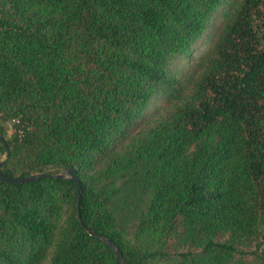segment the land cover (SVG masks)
<instances>
[{
	"label": "trees",
	"instance_id": "trees-1",
	"mask_svg": "<svg viewBox=\"0 0 264 264\" xmlns=\"http://www.w3.org/2000/svg\"><path fill=\"white\" fill-rule=\"evenodd\" d=\"M0 135L126 264H264V0H0ZM77 202L0 179V264H119Z\"/></svg>",
	"mask_w": 264,
	"mask_h": 264
},
{
	"label": "water",
	"instance_id": "water-1",
	"mask_svg": "<svg viewBox=\"0 0 264 264\" xmlns=\"http://www.w3.org/2000/svg\"><path fill=\"white\" fill-rule=\"evenodd\" d=\"M1 138V135H0ZM10 157V150L6 144V156L5 159L3 161H0V179L2 181L8 182V183H26V182H31V181H35L41 178H46V177H50V178H67V179H71L75 182L76 186H77V192H78V202H77V212H78V218L80 221V224L82 225V227L91 235L99 238L101 241H103L104 243H106L110 248L113 249V251L116 253V257H117V261L119 264H126L125 258L123 256L122 251L120 250V248L115 244V242L104 235H101L97 232H95L94 230H92L83 220L82 218V214H81V200H82V193H83V186L81 183V180L77 174V170L75 167H70L68 169H66V172H50V171H44V172H40V173H33L27 176H16V177H11L6 175L2 170H1V166L4 162H6V160Z\"/></svg>",
	"mask_w": 264,
	"mask_h": 264
},
{
	"label": "rangeland",
	"instance_id": "rangeland-1",
	"mask_svg": "<svg viewBox=\"0 0 264 264\" xmlns=\"http://www.w3.org/2000/svg\"><path fill=\"white\" fill-rule=\"evenodd\" d=\"M230 6V5H229ZM222 21L223 18L221 15H218L215 18L214 21V25L213 27L210 29V34H206L196 45V50H195V56L192 60H187V59H183L181 61H179V63L176 65V68H190V66L193 64L194 61H197L200 56L204 55L206 53V51L212 47L213 43H214V38H215V34L218 32L219 28L222 26ZM164 104L163 99H157L155 102L152 103L151 107H150V111L152 112L155 108L162 106ZM8 128V132L9 134L12 133L13 128L11 127V123L7 125ZM5 159V154L4 152H2L0 150V161ZM51 171L56 170L55 168H51L49 169ZM60 170L62 172H66L65 168H60Z\"/></svg>",
	"mask_w": 264,
	"mask_h": 264
}]
</instances>
